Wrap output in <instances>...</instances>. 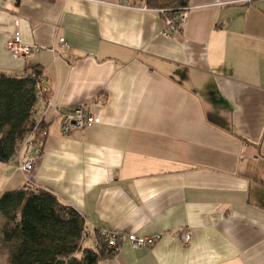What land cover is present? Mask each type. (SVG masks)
I'll return each instance as SVG.
<instances>
[{
  "label": "crops",
  "instance_id": "obj_1",
  "mask_svg": "<svg viewBox=\"0 0 264 264\" xmlns=\"http://www.w3.org/2000/svg\"><path fill=\"white\" fill-rule=\"evenodd\" d=\"M162 29L138 0H0V74L41 72L47 128L32 172L17 158L0 190L54 195L87 248L100 231L161 235L100 264H264V0H190L183 30ZM15 33L26 59L6 50ZM75 106L95 124L63 135Z\"/></svg>",
  "mask_w": 264,
  "mask_h": 264
},
{
  "label": "trees",
  "instance_id": "obj_2",
  "mask_svg": "<svg viewBox=\"0 0 264 264\" xmlns=\"http://www.w3.org/2000/svg\"><path fill=\"white\" fill-rule=\"evenodd\" d=\"M136 1V0H132ZM168 18L189 6L190 0H138ZM41 72L24 77L0 74V162L18 158L27 138L43 149L46 125L35 120L36 87ZM86 224L81 215L49 192L26 185L0 194V243L8 264H100L115 250L96 234L95 249L83 248Z\"/></svg>",
  "mask_w": 264,
  "mask_h": 264
},
{
  "label": "built area",
  "instance_id": "obj_3",
  "mask_svg": "<svg viewBox=\"0 0 264 264\" xmlns=\"http://www.w3.org/2000/svg\"><path fill=\"white\" fill-rule=\"evenodd\" d=\"M188 10L189 6L173 16L163 19V29L161 31V36L163 38L172 39L183 30L186 24ZM58 43L64 52L67 53L70 51L69 45L64 39H59ZM5 47L9 53L21 59H26L32 52V48L30 46H26L21 43L18 33H15L6 42ZM43 84V80L40 79V82L36 87V97L38 100L42 97ZM50 106L51 105L48 104V107ZM94 124L95 119L89 113L87 106L71 107L63 111L60 115V130L63 135H68L78 130L90 129ZM43 136L46 138V131L43 132ZM31 139L32 135L27 138L18 155L17 170L23 175L30 174L36 162L42 156L43 149L40 146L32 147L30 145ZM23 154H27L25 159H22ZM99 234L107 238L110 248L115 251H117L124 243H127L134 248L151 247L161 238V235L158 234L153 236H137L135 234H126L117 231H100ZM86 235L87 234L85 232V234H83V238H85ZM181 240L184 245H187L190 241V236L185 234L182 236Z\"/></svg>",
  "mask_w": 264,
  "mask_h": 264
},
{
  "label": "rangeland",
  "instance_id": "obj_4",
  "mask_svg": "<svg viewBox=\"0 0 264 264\" xmlns=\"http://www.w3.org/2000/svg\"><path fill=\"white\" fill-rule=\"evenodd\" d=\"M14 166L15 161H11L8 163H1L0 162V188L1 185L3 184V182L7 179L8 175H9V170L11 169L10 166ZM2 193V191L0 190V194ZM91 239V237H88L84 240V243H82V247L83 248H87V244L88 241ZM0 264H8L7 263V256H6V252H5V248L2 246V244L0 243Z\"/></svg>",
  "mask_w": 264,
  "mask_h": 264
}]
</instances>
